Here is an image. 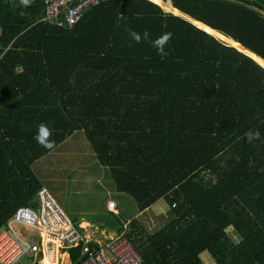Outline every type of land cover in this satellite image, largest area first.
<instances>
[{
	"label": "trees",
	"instance_id": "16d2710c",
	"mask_svg": "<svg viewBox=\"0 0 264 264\" xmlns=\"http://www.w3.org/2000/svg\"><path fill=\"white\" fill-rule=\"evenodd\" d=\"M43 11L0 0V229L37 206L31 165L82 132L139 213L93 228L140 264H264V0H107L72 27ZM157 202L168 220L140 230Z\"/></svg>",
	"mask_w": 264,
	"mask_h": 264
},
{
	"label": "built area",
	"instance_id": "2783aa9c",
	"mask_svg": "<svg viewBox=\"0 0 264 264\" xmlns=\"http://www.w3.org/2000/svg\"><path fill=\"white\" fill-rule=\"evenodd\" d=\"M104 1L107 0H42L40 21L72 27L88 9ZM36 201V207L16 208L0 229V264H47L44 258L48 264L141 263V257L122 234L98 228L90 234L89 225L71 221L45 187L38 190ZM106 209L116 213V203L108 200ZM126 229L124 223L123 230ZM30 232L37 233L38 244L30 240ZM74 250L83 257H78L77 263L72 262Z\"/></svg>",
	"mask_w": 264,
	"mask_h": 264
},
{
	"label": "rangeland",
	"instance_id": "374dc122",
	"mask_svg": "<svg viewBox=\"0 0 264 264\" xmlns=\"http://www.w3.org/2000/svg\"><path fill=\"white\" fill-rule=\"evenodd\" d=\"M167 3L170 4L167 1L165 5ZM161 5L164 9L167 8L164 4ZM164 9V12H169ZM193 23L198 26L197 22L194 21ZM201 26L203 27L202 24ZM201 26L198 27L202 28ZM219 38L228 42L222 36ZM31 169L41 185L50 192L70 220L75 223L86 221L88 224L97 227L102 225L107 228L108 225L115 226L118 220L132 218L138 212L130 196L115 190L108 169L96 161L82 132L73 133L64 143L35 161L31 165ZM107 200L116 202L118 216L105 209ZM156 207L157 205L151 206L143 218L137 221L140 230L150 232L168 220L166 211L156 217L147 215L149 213L155 214ZM229 229L231 228L227 229V235L230 232ZM88 230L92 234L96 229L89 225ZM29 237L31 241L38 244L39 238L36 232H30ZM229 238L235 242L240 240V237L237 240ZM200 258L204 264H215L208 252L201 253ZM24 261L25 259L22 260V262Z\"/></svg>",
	"mask_w": 264,
	"mask_h": 264
},
{
	"label": "clouds",
	"instance_id": "9594fccd",
	"mask_svg": "<svg viewBox=\"0 0 264 264\" xmlns=\"http://www.w3.org/2000/svg\"><path fill=\"white\" fill-rule=\"evenodd\" d=\"M28 0H25V3H27ZM133 37L137 40H139V36L136 33H132ZM156 44H159L160 41H156ZM50 133L48 132L47 128L45 125H41L40 126V134L37 135V141L41 144H44L46 147H51L52 146V142L47 140V136ZM246 139L250 142L252 139H254L255 137L259 136V132L258 131H249L245 133ZM113 201V200H112ZM117 209V206H116ZM108 211V210H107ZM110 212V211H109ZM112 213V212H111ZM115 214V213H114Z\"/></svg>",
	"mask_w": 264,
	"mask_h": 264
},
{
	"label": "crops",
	"instance_id": "0c3cea01",
	"mask_svg": "<svg viewBox=\"0 0 264 264\" xmlns=\"http://www.w3.org/2000/svg\"><path fill=\"white\" fill-rule=\"evenodd\" d=\"M108 201V200H107ZM116 203V202H115ZM116 206H117V204H116ZM105 209H106V204H105ZM107 210V209H106ZM118 211V210H117ZM165 211V206L162 204V203H158L157 202V207H156V209H155V215L154 216H158V215H161L163 212ZM139 215V213H137L134 217H136V216H138ZM133 217V218H134ZM88 224V222H86V221H82V224ZM88 225H91V226H93L92 224H88Z\"/></svg>",
	"mask_w": 264,
	"mask_h": 264
},
{
	"label": "water",
	"instance_id": "95a60500",
	"mask_svg": "<svg viewBox=\"0 0 264 264\" xmlns=\"http://www.w3.org/2000/svg\"><path fill=\"white\" fill-rule=\"evenodd\" d=\"M176 10V9H175ZM177 11V10H176ZM170 12H172V11H170ZM172 13H174V12H172ZM177 13H178V11H177ZM174 14H176V13H174ZM225 39V38H224ZM228 41V43H230L231 44V41L230 40H227ZM232 46H233V44H231ZM235 47V46H234ZM241 47V49H239V48H237L238 50H240V51H242V52H244V53H246V54H248L250 57H252L251 56V54H253V53H251V52H249L248 50H246V49H244L242 46H240ZM254 55V54H253ZM256 56V55H255ZM257 57V56H256ZM253 58V57H252ZM259 58V57H258ZM255 61H256V59L255 58H253ZM262 60V59H261ZM257 62V61H256ZM259 63V62H258ZM260 64V63H259ZM261 66H263L262 64H260ZM264 67V66H263Z\"/></svg>",
	"mask_w": 264,
	"mask_h": 264
},
{
	"label": "bare ground",
	"instance_id": "6f19581e",
	"mask_svg": "<svg viewBox=\"0 0 264 264\" xmlns=\"http://www.w3.org/2000/svg\"><path fill=\"white\" fill-rule=\"evenodd\" d=\"M205 28H207V29H209L208 27H206L205 26ZM205 30V29H204ZM207 31V30H206ZM208 32V31H207ZM240 46V45H239ZM253 54H251V56H252ZM255 55H253V57H254ZM256 58H258V57H256ZM255 58V59H256ZM256 61L258 62V60L256 59ZM261 64V63H260ZM45 263H47L48 264V261L46 260V258H44V260H43Z\"/></svg>",
	"mask_w": 264,
	"mask_h": 264
}]
</instances>
